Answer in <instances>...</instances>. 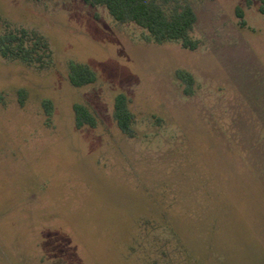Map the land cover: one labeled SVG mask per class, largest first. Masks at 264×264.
<instances>
[{"label": "rangeland", "instance_id": "rangeland-1", "mask_svg": "<svg viewBox=\"0 0 264 264\" xmlns=\"http://www.w3.org/2000/svg\"><path fill=\"white\" fill-rule=\"evenodd\" d=\"M188 1L195 50L84 0H0L52 50L46 67L0 57V264H264V13ZM70 61L96 80L73 86ZM75 103L95 127H76Z\"/></svg>", "mask_w": 264, "mask_h": 264}, {"label": "trees", "instance_id": "trees-1", "mask_svg": "<svg viewBox=\"0 0 264 264\" xmlns=\"http://www.w3.org/2000/svg\"><path fill=\"white\" fill-rule=\"evenodd\" d=\"M259 1V11L264 13V0ZM92 7L104 6L119 23L133 22L145 30V38L156 43L178 42L183 48L195 50L199 40L192 36L197 15L188 0H84ZM168 8H165V7ZM241 26L246 21L241 8L237 9ZM4 24L0 32V57L17 60L37 67L51 63L52 50L45 35L33 28L12 26L0 14ZM68 80L75 87H81L96 80L95 71L87 64L69 62ZM177 78L183 83V92L191 95L195 91V77L187 70L176 71ZM51 115L49 107H45ZM75 125L95 127L96 120L92 111L84 104L73 105ZM113 116L119 130L129 136L134 135L136 115L129 106L125 93H118L114 100ZM166 217L164 216V219ZM167 221V220H166ZM166 223V222H165ZM171 228V227H170Z\"/></svg>", "mask_w": 264, "mask_h": 264}]
</instances>
